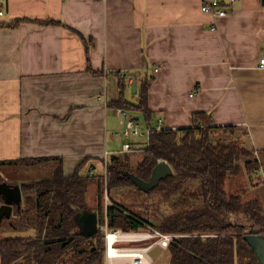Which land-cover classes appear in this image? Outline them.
<instances>
[{
    "label": "crops",
    "instance_id": "obj_1",
    "mask_svg": "<svg viewBox=\"0 0 264 264\" xmlns=\"http://www.w3.org/2000/svg\"><path fill=\"white\" fill-rule=\"evenodd\" d=\"M205 1L0 0V163L34 160L0 165V180L7 181L5 170L39 167L53 171L52 178L59 165L65 177H92L112 154L126 153L128 141L113 146L123 127L118 108L110 107L121 97V79L134 104L149 80L153 128L192 127L195 114L216 126L244 127L264 176V0H220L225 16L204 12ZM126 112L145 132L131 141V152L142 150L150 125L141 113ZM30 182L15 185L22 190ZM226 190L257 199L264 210V185L252 187L245 170L228 179ZM22 201L24 211V195ZM15 209L10 217H23ZM143 242L154 239L135 243ZM156 248L169 247L153 246L152 264Z\"/></svg>",
    "mask_w": 264,
    "mask_h": 264
},
{
    "label": "trees",
    "instance_id": "obj_2",
    "mask_svg": "<svg viewBox=\"0 0 264 264\" xmlns=\"http://www.w3.org/2000/svg\"><path fill=\"white\" fill-rule=\"evenodd\" d=\"M149 84L146 80L134 104L125 98V81L121 79V97L110 104L115 109L141 113L150 125L149 141L142 149L143 160L132 168L129 152L114 153L106 162V173L65 177L59 165L52 178L24 184L22 192L28 209H14L20 216L25 212L34 214L36 233L0 240L1 264H105V232L101 228L105 222L111 230L145 232L152 227L163 233L188 235L173 239L168 248L170 264H260L247 236L253 233L264 236V210L257 199L244 201L226 190L229 177L238 176L243 170L252 187L264 185L262 165L254 157L257 151L246 144L248 131L242 126H216L203 114L193 116L192 127L157 130L147 107ZM243 158L247 160L245 165L241 162ZM161 161L171 166L173 175L149 192L140 190L128 177L131 174L148 181ZM194 181L198 185L188 188L187 184ZM91 184L98 188L96 208L86 201ZM123 187H133L146 196V202L162 201L169 216L153 226L113 196L105 208L104 191L108 194ZM193 201H200L201 205ZM83 212L98 216V231L93 236L86 237L80 232L78 216Z\"/></svg>",
    "mask_w": 264,
    "mask_h": 264
},
{
    "label": "rangeland",
    "instance_id": "obj_3",
    "mask_svg": "<svg viewBox=\"0 0 264 264\" xmlns=\"http://www.w3.org/2000/svg\"><path fill=\"white\" fill-rule=\"evenodd\" d=\"M133 97H135L138 100L137 96H133ZM117 126L118 127L120 126L119 128L122 127L120 124H117ZM121 131H122V128H121ZM120 133H121V136L116 138L117 141L113 143V146L118 147V149H120V143L122 144L124 141H128L129 143H132L131 141H134L135 138H139L138 136H131L130 138H127L126 136L123 135V132H120ZM122 136L125 138V140L122 138ZM131 149H129L130 150L129 152L130 153V163H131L132 168H136L137 164L143 160L144 152L142 150H138V151L135 150L131 152ZM245 159L246 158H243L242 159L243 161L241 162H244ZM85 165H87L88 167V160L85 163ZM41 168H43V170H41ZM96 171L99 174L101 173L102 169L96 168ZM52 172L53 171L48 169V167L47 168L45 167L31 168L28 170L25 168H21V169L18 168V169H8L4 171L6 175V180H7L6 182L10 185L21 184L23 182H29L33 180L48 179L51 177ZM197 185H198V182L194 181V182H190L189 184H187V187L194 188ZM93 186L97 188L95 184L92 185L89 195H88V199L89 201L90 199L94 201L95 204L93 203L94 207L92 208H96L99 203V198L97 196V193L96 195L95 193L92 194V190L94 189ZM226 186H227V183H226ZM105 193H107L106 190L104 191L103 199H102V202L104 205L112 201V196H113L114 199L119 201L121 205L126 206L130 209H133L139 214H141L153 226L158 225L159 220H161L164 216L165 217L169 216L168 209L166 208V205L162 201L156 199L155 202H146V199H147L146 196L141 195L138 192H136V190L133 187H123V188L113 189L111 192L107 194L109 195L108 198ZM175 199H178V197H176ZM23 202L24 201H22L21 207H24ZM193 203L197 205H201L200 201H193ZM34 222H35V217L33 213L30 214V213L25 212L23 217L21 218L15 216V214L12 217L6 218L5 223L7 224H4L3 226L4 228L1 230L2 234L0 235V240L6 239V238H14L18 236H34L36 233L35 228H34V224H35ZM150 228L152 227H149L147 229L150 230ZM148 243L150 242L131 243L128 245L140 246V245H144ZM151 255L155 259V264H170V256L167 250L156 248L153 250Z\"/></svg>",
    "mask_w": 264,
    "mask_h": 264
},
{
    "label": "built area",
    "instance_id": "obj_4",
    "mask_svg": "<svg viewBox=\"0 0 264 264\" xmlns=\"http://www.w3.org/2000/svg\"><path fill=\"white\" fill-rule=\"evenodd\" d=\"M202 10L207 13H212L216 16H225L227 14L220 0H206L202 6ZM2 14L3 12L0 11V15ZM259 67L264 69V54H262L259 59ZM118 113L121 115L120 125L123 127L124 136H126L127 138H130L131 136H138V137L145 136V132L136 123L134 118L131 115H129L128 112H126L123 109H118ZM163 128L164 127L162 126V123L159 122L156 129L161 130ZM149 131L150 130H148V132ZM131 148L132 146L130 145V143H127L123 146V151L128 152L130 151L129 149ZM106 167H107V163L105 162L103 169L104 173H106ZM89 175L90 176L94 175V172L90 171ZM102 230H104L105 232L106 258L108 259V264H111V261L112 260L114 261L115 258H119V260H116L117 263L128 260L123 255L121 256L117 254L116 251H122V250L129 251L130 254H133L128 256H133L136 264H152V261L150 262L147 260L150 249L155 245L166 249L171 245L174 238L172 234L163 233L156 229H150L145 232H124L121 229L111 230L109 229L107 222H105V224L102 226ZM126 234H129V236H125ZM112 237H114L113 240ZM149 239H154V243L152 245H147V246L128 245L131 243L139 242L142 240H149Z\"/></svg>",
    "mask_w": 264,
    "mask_h": 264
},
{
    "label": "water",
    "instance_id": "obj_5",
    "mask_svg": "<svg viewBox=\"0 0 264 264\" xmlns=\"http://www.w3.org/2000/svg\"><path fill=\"white\" fill-rule=\"evenodd\" d=\"M133 92H136V81L133 82ZM173 175L171 166L165 162H159L153 169L152 175L148 181L128 174L131 181L142 191L149 192L156 188L161 180ZM0 196L3 203L0 206V219L10 217L14 207L20 208L23 200V194L19 185H9L0 183ZM80 232L86 237L93 236L98 231V216L96 213L83 212L79 215ZM251 246L254 248L257 259L260 264H264V236L253 233L247 236Z\"/></svg>",
    "mask_w": 264,
    "mask_h": 264
},
{
    "label": "bare ground",
    "instance_id": "obj_6",
    "mask_svg": "<svg viewBox=\"0 0 264 264\" xmlns=\"http://www.w3.org/2000/svg\"><path fill=\"white\" fill-rule=\"evenodd\" d=\"M125 236H129V234H126ZM114 239V237H112V240ZM118 255H123L124 257H126L128 260L126 261H123V262H116V260H119V258H115L114 261L112 260L111 261V264H136L135 261H134V257L133 256H128V255H133V254H130L129 251H116ZM138 254V253H136ZM148 260V259H147Z\"/></svg>",
    "mask_w": 264,
    "mask_h": 264
},
{
    "label": "flooded vegetation",
    "instance_id": "obj_7",
    "mask_svg": "<svg viewBox=\"0 0 264 264\" xmlns=\"http://www.w3.org/2000/svg\"><path fill=\"white\" fill-rule=\"evenodd\" d=\"M0 183H4V181H0ZM5 183H7V182H5ZM8 184V183H7ZM10 185V184H9ZM12 186H14V185H12Z\"/></svg>",
    "mask_w": 264,
    "mask_h": 264
}]
</instances>
